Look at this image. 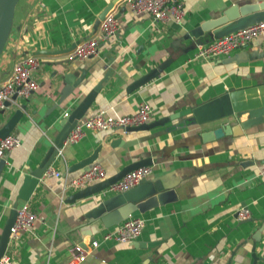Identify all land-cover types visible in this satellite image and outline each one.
I'll return each instance as SVG.
<instances>
[{
	"label": "crops",
	"instance_id": "obj_1",
	"mask_svg": "<svg viewBox=\"0 0 264 264\" xmlns=\"http://www.w3.org/2000/svg\"><path fill=\"white\" fill-rule=\"evenodd\" d=\"M260 1L182 0L181 19L162 22L134 13L125 0H18L0 54V81L14 58L13 40L22 52L37 56L39 66L34 72L37 87L28 99L14 98L0 112L1 127L15 109H21L8 133L19 139V145L3 154L0 170V231L23 172L36 168L63 113H69L108 70L85 114L103 109L111 116L127 115L139 103H147L150 121L172 118L145 131L84 129L77 142H63L47 168L62 177L44 172L27 200H16V207L26 203L36 220L28 231L8 239L3 253L15 264H65L73 245L88 248L95 240L97 246L80 264H264V117L240 135L204 142L202 133L241 119L199 124L191 113L178 115L230 90L264 84V32L228 55L193 58L197 47L211 40L201 24L231 6ZM104 11L117 19L115 34L98 40L95 55L66 61L65 54L76 44L96 36ZM244 54L247 59H230ZM153 70L158 72L155 76L128 89ZM80 71L85 77L70 89L63 76L68 73L76 79ZM98 145L94 163L103 168L104 177L90 185L128 164L149 160L145 179L159 180L162 190L174 191V199L137 215L143 227L135 240L104 237L119 222L110 226L84 222L87 210L113 194L101 193L102 189L74 199L72 195L83 188L64 186L81 171L69 172V166ZM240 206L249 211L245 220L236 218Z\"/></svg>",
	"mask_w": 264,
	"mask_h": 264
},
{
	"label": "water",
	"instance_id": "obj_2",
	"mask_svg": "<svg viewBox=\"0 0 264 264\" xmlns=\"http://www.w3.org/2000/svg\"><path fill=\"white\" fill-rule=\"evenodd\" d=\"M17 1L18 0H0V54L11 30L14 8ZM257 21H264V0L258 3L252 2L239 6H231L224 10L217 18L201 24L199 28L201 31H209L211 39H215ZM196 34L197 32L194 35ZM70 49L71 48H68V50ZM230 59L239 61L247 59V55H237ZM80 72V75L76 79L73 78L72 74L68 73L63 76L64 81L69 83L68 86L70 85V89L80 85L82 79L85 77V71ZM156 73H158L156 70L148 72L146 75L133 81L128 86V89L136 88L155 76ZM108 74L109 70L90 90L86 92V94H84L76 106L61 120L59 123V130L55 135L52 144L48 147L45 155L36 168L32 170L26 169V171L23 172V180L17 190L15 201L12 204L9 215L0 231V256L3 254L9 239V228L15 217L16 200H27L28 196L37 184L38 179L54 160L57 149L61 147L68 132L71 130L76 121L86 113L100 88V83ZM4 104L5 106L10 105L9 102H5ZM187 113H191L194 122L199 124L224 120L227 118L241 119L233 124H220L218 127L202 133L200 135V140L204 142L220 138L224 135H240L244 129L261 122L264 117V84L230 90L207 102L199 104L191 110H185L184 113L180 112L178 115ZM20 116L21 109H15L12 115L0 127V138L6 136L12 130ZM170 118H172V116L161 117L145 124L126 127L124 128V132L145 131L152 127L163 125L165 122L170 120ZM98 148L99 145L88 156L80 159L74 164H71L68 168L69 172L82 170L88 165L94 163ZM3 163L4 158H1L0 170L3 167ZM149 163V160H138L128 164L121 168V170H119L112 177L106 178L93 185L86 186L74 193L72 197L74 199H82L99 194L102 189L121 178L129 170L148 165ZM174 195V191L162 190V185L159 180L150 181L142 179L134 187L98 201L83 214V219L86 224L100 223L103 226H110L117 224L127 216H137L151 207L161 204L167 200L174 199Z\"/></svg>",
	"mask_w": 264,
	"mask_h": 264
},
{
	"label": "built area",
	"instance_id": "obj_3",
	"mask_svg": "<svg viewBox=\"0 0 264 264\" xmlns=\"http://www.w3.org/2000/svg\"><path fill=\"white\" fill-rule=\"evenodd\" d=\"M134 13H141L148 16L153 21L179 20L183 16L182 0H125ZM38 11V6L33 5L32 10ZM31 10V11H32ZM117 19L112 13H106L99 23L96 36L84 39L76 44L65 54L66 61L83 60L96 54L98 40H106L115 34L117 29ZM264 32V21L251 23L243 28L224 34L218 38L197 47L193 58L211 59L212 57L228 55L230 51L241 50L248 43ZM8 39V38H7ZM14 58L10 70L0 81V112L6 106L5 102H12L14 98L27 100L29 95L36 89L37 83L34 79V72L39 66V58L30 53H24L16 40L10 43ZM5 48V45H4ZM3 48V50H4ZM17 106L18 103L16 104ZM68 113L64 112L63 117ZM151 108L147 103H139L132 114L111 116L106 110L99 109L95 112L84 114L73 125L68 132L64 142L75 143L82 136L84 129L89 130H122L126 127L137 126L150 121ZM19 145V139L13 134H7L0 138V159L3 154ZM59 149H57L58 152ZM45 172L60 179L62 175L56 170ZM150 173L149 165L136 167L126 172L121 178L107 185L102 192L116 194L124 192L145 179ZM264 172H261V174ZM104 177V170L96 163L88 165L75 177L64 181V186L81 189L96 180ZM236 218L245 220L249 217L246 207L240 206L235 210ZM36 220L35 214L30 211L26 203H22L15 208V217L9 228V239H14L19 232L28 231ZM143 227V220L138 216H128L116 226L112 234L104 237H112L118 242H128L135 240ZM88 248L73 245L70 248V256L65 264H80L84 261L87 252L97 246V241L91 240ZM0 264H15L11 258L2 254Z\"/></svg>",
	"mask_w": 264,
	"mask_h": 264
}]
</instances>
